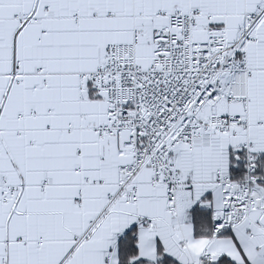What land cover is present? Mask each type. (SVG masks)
I'll list each match as a JSON object with an SVG mask.
<instances>
[{
  "label": "snow or ice",
  "instance_id": "6c2138e0",
  "mask_svg": "<svg viewBox=\"0 0 264 264\" xmlns=\"http://www.w3.org/2000/svg\"><path fill=\"white\" fill-rule=\"evenodd\" d=\"M0 264H264V0H0Z\"/></svg>",
  "mask_w": 264,
  "mask_h": 264
}]
</instances>
